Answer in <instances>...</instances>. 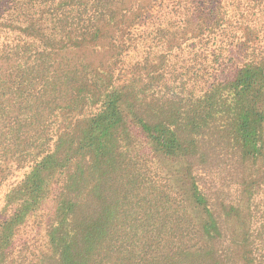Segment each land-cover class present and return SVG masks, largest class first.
I'll return each mask as SVG.
<instances>
[{
    "label": "trees",
    "instance_id": "trees-1",
    "mask_svg": "<svg viewBox=\"0 0 264 264\" xmlns=\"http://www.w3.org/2000/svg\"><path fill=\"white\" fill-rule=\"evenodd\" d=\"M2 187L0 264H264V0H0Z\"/></svg>",
    "mask_w": 264,
    "mask_h": 264
},
{
    "label": "rangeland",
    "instance_id": "rangeland-1",
    "mask_svg": "<svg viewBox=\"0 0 264 264\" xmlns=\"http://www.w3.org/2000/svg\"><path fill=\"white\" fill-rule=\"evenodd\" d=\"M231 68H232V61H228V62H226L225 63V65H224V67L222 68V74H224V75H222V76H218V78H222V77H224V76H226V75H229L230 73H229V71L231 70ZM226 72V73H225ZM6 190H7V188L6 187H2L1 189H0V207H1V204H2V200H3V196H4V194H5V192H6ZM50 209H51V206H50V204H46L45 206H44V212L47 214L49 211H50Z\"/></svg>",
    "mask_w": 264,
    "mask_h": 264
}]
</instances>
